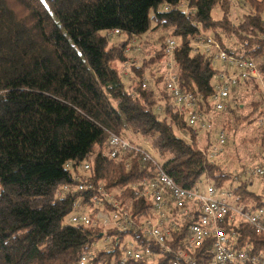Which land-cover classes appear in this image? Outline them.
Returning a JSON list of instances; mask_svg holds the SVG:
<instances>
[{
  "label": "trees",
  "instance_id": "obj_1",
  "mask_svg": "<svg viewBox=\"0 0 264 264\" xmlns=\"http://www.w3.org/2000/svg\"><path fill=\"white\" fill-rule=\"evenodd\" d=\"M179 2L193 11H163L164 5ZM237 7L241 17L231 18ZM195 26L212 33L230 54L256 61L264 76V0H0V264H76L98 244L95 230L67 221L79 194L56 197L57 189L72 181L67 162L83 181L90 178L113 192L133 217L146 214L149 204L135 199L128 184L149 178L151 169L133 154L108 158L109 133L124 131L147 142L165 173L183 189L207 181L220 188L231 180L228 170L205 158L210 143L198 146L157 70L163 40L179 35V87L207 106L215 71L208 57L191 53ZM112 30L125 34L127 41L110 44L107 33ZM156 30L166 32L158 35L159 51L128 68L139 78H130L126 88L116 64L127 60V42ZM146 71L155 80L153 87L142 89L139 79ZM229 98L233 104L227 112L240 114L238 125L264 118L256 85L240 83ZM246 107L250 112L242 116ZM233 127L229 125L228 137L235 134ZM256 140L264 152L261 131ZM84 163L89 172L84 173ZM232 191L251 210L264 209V196L241 181ZM86 195L81 197L90 204L93 195ZM238 231L239 246L247 243L264 252V235L247 225ZM114 253H98L97 260L108 262ZM200 257L199 264H206L207 253Z\"/></svg>",
  "mask_w": 264,
  "mask_h": 264
},
{
  "label": "built area",
  "instance_id": "obj_2",
  "mask_svg": "<svg viewBox=\"0 0 264 264\" xmlns=\"http://www.w3.org/2000/svg\"><path fill=\"white\" fill-rule=\"evenodd\" d=\"M240 1L232 0L235 4ZM172 9L185 14L193 11L185 2L163 6L164 12ZM195 29L197 34L190 40L191 53L208 57L215 71L207 106L203 104V108L199 97L179 87L175 62L179 35L164 39L162 83L172 98L175 111L188 128L207 133L215 129L213 141L203 151L205 158L212 161L223 153L227 144L228 132L217 121V116L233 104L229 98L231 90L240 83L249 82L256 85L264 100V76L256 61L230 54L212 33L202 31L198 26ZM120 34L119 30H112L107 37ZM125 51L129 53L127 49ZM154 80L152 74L143 76L139 80L140 87L151 88ZM215 122L217 125L213 127ZM142 142L134 143L122 134L109 133L106 152L110 159H117L121 154L136 155L142 164L150 167L149 178L128 184L133 197L150 206L140 218L133 217L128 207L115 200L113 192L105 191L101 184L95 185L90 178L83 181L81 174L73 170L72 163H66L65 169L70 171L72 181L61 185L56 197L79 194L71 204L67 221L77 228H92L101 235L98 244L80 255L76 264H199L200 254L206 253V264H264L263 251H255L251 244L239 246L238 243L240 225L249 226L256 235H264V209L251 210L225 186L218 188L205 182L192 189L179 187L165 173L151 146ZM82 168L84 173L89 172L90 165L84 163ZM232 176L231 182L250 176L264 180V152L258 163L245 166ZM83 194L93 195L90 204L83 201ZM111 231L114 232L112 235ZM115 238L118 239L115 241ZM118 241L116 247L114 243ZM111 251L117 253L112 254L110 261L97 260L98 253Z\"/></svg>",
  "mask_w": 264,
  "mask_h": 264
},
{
  "label": "rangeland",
  "instance_id": "obj_3",
  "mask_svg": "<svg viewBox=\"0 0 264 264\" xmlns=\"http://www.w3.org/2000/svg\"><path fill=\"white\" fill-rule=\"evenodd\" d=\"M241 8L237 7V12L232 13L231 18H240L241 17ZM160 34H166L165 31H159L156 30L153 33H145L141 36H135V38L129 39V43L125 46L126 49L129 51L127 53V60L125 63H118L116 64V67L118 69L123 70V78L122 82L125 85L126 88L130 85V78H134L138 80L139 75L133 74L131 72H128L127 69L134 63L137 62L140 63L142 59H149L152 58L156 51H159V44L157 43L158 35ZM110 44L115 46H121L123 43L127 41V36L123 33L120 35H117L115 37H111L109 39ZM134 42V44L131 42ZM164 42V40H163ZM161 57V55L159 56ZM163 62V60H161ZM137 63V64H138ZM162 65V63H161ZM217 66H220L219 64ZM155 69L157 66L154 67ZM158 71L162 70V67L158 66ZM149 73V71H146L143 76H146ZM129 74V75H128ZM151 74V73H149ZM128 75V76H127ZM140 80V79H139ZM261 98V97H260ZM262 99V98H261ZM263 105H262V111H264V100L262 99ZM229 108L223 112V114L218 115V119L220 118V125L224 126L225 130H229V125H234L236 127H233L235 130V134L231 137H228L227 144L223 149V153L219 155L217 158L214 159L215 162H217L221 168L225 171H229L232 175L235 173L240 172L243 167L250 166L253 164L258 163L260 160L261 155L263 154V149L261 147L259 141L256 140L257 136L259 135V131H261L264 134V122H257L255 125L249 124L248 122H240L239 125L237 124V118L240 117V114L237 112H227ZM250 112V109L246 107L242 111V116L247 115ZM228 113V114H227ZM221 116V117H219ZM216 117V118H217ZM264 118H257L258 120H261ZM217 125L216 122L213 123V127ZM261 125V126H259ZM215 133V129H213L210 132L209 135H206V132L200 131L193 133L195 135V138L198 142V146L200 148L205 147L206 144H209L213 141V134ZM123 136H125L128 140L134 142V143H143L141 138L139 136H134L131 133L125 134L123 131L121 133ZM182 137L190 140V135L188 133L181 132L180 133ZM229 135V133H228ZM258 142V143H257ZM145 143V142H144ZM105 148V152H106ZM125 155V154H121ZM241 182L244 184V187L247 190H250L258 195L264 196V180H261L259 178L250 176V177H242ZM207 183H209L207 181ZM238 182H231V180L225 184V188L229 190H233Z\"/></svg>",
  "mask_w": 264,
  "mask_h": 264
},
{
  "label": "crops",
  "instance_id": "obj_4",
  "mask_svg": "<svg viewBox=\"0 0 264 264\" xmlns=\"http://www.w3.org/2000/svg\"><path fill=\"white\" fill-rule=\"evenodd\" d=\"M130 42H131V44H132V41H130ZM134 42H135V41H134ZM134 42H133V44H134ZM128 43H129V41L127 42V44H128ZM125 49H126V47H125ZM140 62H141V61H140ZM137 63H138V62H137ZM137 63H136V64H137ZM138 64H139V63H138ZM161 73H162V70H161ZM147 75H151V74L148 73Z\"/></svg>",
  "mask_w": 264,
  "mask_h": 264
},
{
  "label": "water",
  "instance_id": "obj_5",
  "mask_svg": "<svg viewBox=\"0 0 264 264\" xmlns=\"http://www.w3.org/2000/svg\"><path fill=\"white\" fill-rule=\"evenodd\" d=\"M99 237H101V235H99Z\"/></svg>",
  "mask_w": 264,
  "mask_h": 264
}]
</instances>
